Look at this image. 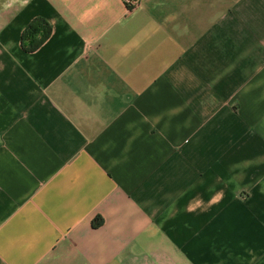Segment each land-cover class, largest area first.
Segmentation results:
<instances>
[{
  "label": "crops",
  "instance_id": "0c3cea01",
  "mask_svg": "<svg viewBox=\"0 0 264 264\" xmlns=\"http://www.w3.org/2000/svg\"><path fill=\"white\" fill-rule=\"evenodd\" d=\"M0 264H264V0H0Z\"/></svg>",
  "mask_w": 264,
  "mask_h": 264
},
{
  "label": "trees",
  "instance_id": "16d2710c",
  "mask_svg": "<svg viewBox=\"0 0 264 264\" xmlns=\"http://www.w3.org/2000/svg\"><path fill=\"white\" fill-rule=\"evenodd\" d=\"M51 34V26L49 22L38 17L34 19L25 29L23 33V45L27 50H35L39 48ZM95 221V225H98Z\"/></svg>",
  "mask_w": 264,
  "mask_h": 264
},
{
  "label": "built area",
  "instance_id": "2783aa9c",
  "mask_svg": "<svg viewBox=\"0 0 264 264\" xmlns=\"http://www.w3.org/2000/svg\"><path fill=\"white\" fill-rule=\"evenodd\" d=\"M140 0H125L129 9H134L139 5Z\"/></svg>",
  "mask_w": 264,
  "mask_h": 264
}]
</instances>
